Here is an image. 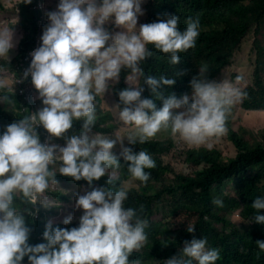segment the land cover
<instances>
[{
  "label": "clouds",
  "instance_id": "clouds-1",
  "mask_svg": "<svg viewBox=\"0 0 264 264\" xmlns=\"http://www.w3.org/2000/svg\"><path fill=\"white\" fill-rule=\"evenodd\" d=\"M31 3V0H26ZM144 0H59L57 9L47 12L49 23L43 29L45 5L42 10L36 44L20 60L21 76L4 78L13 92L23 93L33 88L38 91L43 107L35 114L6 126L0 132V264H139L130 260L133 252L147 242V219L137 210L125 207L126 187H92L93 182L105 176L110 168H119L122 157L128 162L131 177L146 183L155 161L143 150L134 152L123 139L102 133L92 134L95 125L94 101L108 91L111 82L119 81L122 70H130L133 78L144 77L141 63L153 55L149 45L168 56L171 64L180 61V54L195 47L200 21L189 17L186 28L180 30L179 18L165 14L164 18L140 24L144 15ZM111 23L120 31H109ZM21 37L13 38V29L0 30V59H13V48ZM41 39V45H40ZM11 50V54H10ZM241 70L245 66H237ZM208 66L199 67L197 76L190 80L191 97L174 94L163 98L157 108L150 98H142L140 86L125 88L118 93L124 105L119 118L135 131L128 135V145L143 144L162 130L181 138L192 147H199L212 137L227 134V118L233 106L247 97V92L207 77ZM144 83L157 97L158 89L175 84L174 78L148 76ZM23 87V88H21ZM10 102L0 97V104ZM179 110V111H177ZM82 120L79 135L65 136L73 121ZM41 125L51 137H63V146L41 142L36 131ZM120 144L119 156L113 152ZM211 145H209L210 147ZM59 162L58 172L76 181H87L91 191L76 198L75 208L82 209L77 227L53 228L49 221L43 232L45 242L28 243L31 228L26 215L36 213L20 209L14 203L17 192L24 203L48 207L44 195L50 184H56L57 170L50 168ZM106 183H112L108 176ZM38 201V202H37ZM211 203L223 207V200L213 198ZM254 221L264 224V196L254 199ZM72 215L62 221L72 223ZM103 229V231H102ZM194 227L187 232L193 233ZM167 246V243H162ZM264 251V241L257 240ZM220 251L207 246L206 238L184 241L182 250L162 264H216Z\"/></svg>",
  "mask_w": 264,
  "mask_h": 264
},
{
  "label": "trees",
  "instance_id": "trees-1",
  "mask_svg": "<svg viewBox=\"0 0 264 264\" xmlns=\"http://www.w3.org/2000/svg\"><path fill=\"white\" fill-rule=\"evenodd\" d=\"M37 1L45 5L44 29L49 23L46 13L56 10L59 0H31V3L12 0L17 6L15 16L3 20L0 16V30L13 29V38L21 37L18 45L13 48L16 50L13 59H0V97L7 96L10 101L0 104V132L7 125L35 114L43 107L35 88L30 93L27 90V94L24 92L21 96L4 83V78H19L22 67L20 60L32 46L40 47L35 42L40 38L37 33L42 13L36 7ZM142 8L144 15L138 18L137 28L140 24L162 19L167 14L177 16L178 27L184 30L185 21L191 17L200 21L199 36L195 47L181 53L179 63L174 65L169 62L166 54L149 45L153 55L140 65L144 77L133 78L130 70H122L119 81L111 82L108 91L96 97V121L92 134L98 132L111 138L123 139L125 146L132 147L134 152L146 151L156 166L146 169L151 175L146 183H142L131 177L127 171L128 162L121 157V166L110 168L105 176L93 182L92 187L102 183V187H109L114 191L126 187L128 198L124 202L125 207L136 209L142 219L148 220L149 226L145 229L147 242L139 252L131 254L130 260H138L139 264H162L182 250L184 241L203 237L207 240V246L220 251V259L216 264H264V251L256 245L257 240L264 241V224L254 221L256 210L251 207L255 198L264 196V131H260L254 136V141L249 143L240 130L235 128L233 120V113L237 109L244 113L264 112V55L254 49L255 54L260 57L242 70L232 65L231 60L246 36L252 31L257 35L264 28V0H144ZM105 26L109 31L121 30L111 23ZM205 64L208 66L207 77L210 80L225 81L233 87L236 86L233 78L247 77L248 80V85L242 89L247 92V97L236 103L228 114L227 134L214 137L218 142H227L234 149L235 156L224 162L221 157L223 149L204 145L192 147L178 136L170 134L168 137L176 138L181 151L187 153L186 161L194 170L189 175L178 174L172 181L163 182L164 173L168 169L162 165V156L167 150L160 139L164 134L159 132L143 144L128 145L126 137L135 128L125 125L119 118V111L124 105L120 103L118 93L125 88L140 86L144 89L142 98L152 99L157 108H160L163 98L169 95L174 94L179 98L187 94L191 97L190 80L198 75L199 67ZM148 76L174 78L175 84L159 88L162 98H157L144 83ZM33 92L37 96L35 100L30 99ZM102 103L107 105V109L101 106ZM36 107L39 109L34 111ZM82 125V120L73 121V127L65 136L79 135ZM118 126L125 128L120 137L116 135L120 129ZM36 131L42 143L66 142L63 137H51L41 125L37 126ZM113 150L119 156L120 144L117 143ZM58 167L59 162L50 165V168L57 170V183L52 185L58 186L59 191L50 193L46 190L44 194L49 198H56L55 204L35 209L31 203H24L21 193L17 192L14 196V203L20 209L28 208L37 213L36 222H31L30 216L26 215V224L31 228L28 243L32 245L45 242L43 232L49 221L53 228L77 227V219L83 210H64L63 207L76 202L79 195L92 190L83 179L76 181L72 177L61 175ZM108 176L112 178V183H106ZM157 183L162 184L161 188L156 187ZM225 183L230 185L232 197L224 193ZM216 197L223 200V207L219 208L211 203ZM157 212L162 219L152 220L151 215ZM234 212H238L236 215L239 221L230 224L226 216ZM72 213V223L64 225L63 219ZM189 213L193 214L195 231L173 232L169 221L180 219L182 215ZM260 214L264 215V210H260ZM165 242L167 246L162 244ZM25 262L28 263L27 257L22 261Z\"/></svg>",
  "mask_w": 264,
  "mask_h": 264
},
{
  "label": "rangeland",
  "instance_id": "rangeland-1",
  "mask_svg": "<svg viewBox=\"0 0 264 264\" xmlns=\"http://www.w3.org/2000/svg\"><path fill=\"white\" fill-rule=\"evenodd\" d=\"M16 8L17 6L14 4V2H12V0H0V16L2 17V20L5 18H13L15 16ZM254 49L258 50L260 54L264 55V28L257 35H255L254 31H252V33H250L248 36L245 37L239 49L233 54V57L231 59L232 65L234 66L243 65L245 67H248L250 62L255 61V59L260 57L255 54ZM233 84L236 85L235 87L240 88L242 90L245 85H248L247 77L233 78ZM36 98L37 96L33 92L30 99L35 100ZM101 106L107 109V105H104L102 103ZM38 109L39 108L36 107L34 111ZM233 120H234L235 128L237 130H240L241 134L245 136L246 140L249 143H252L254 141L255 135H257L260 131H264V112L244 113V112H241L239 109H237L233 113ZM116 121H119V120H116ZM118 127L120 129L117 131L116 135L120 137V135L122 134V131L125 128H123L122 126H118ZM161 133L164 135H162L160 139L161 141L165 143V147L167 149L166 154L162 156V159H163L162 165L168 168L166 172L164 173L165 176H164L163 182L172 181L174 176L178 174H182V175L191 174L194 170V167L186 161L187 153L185 151H181V147L179 145L178 140L176 138L168 137V135L171 134L170 130L168 131L162 130ZM57 144L63 146L65 142H61ZM209 145L211 146L209 147ZM204 146L209 147V148L216 146L217 149H223V152L221 153V157L224 162L227 159L233 158L235 156L234 149L227 142L225 141L218 142L214 137L209 138V140L206 142V144H204ZM102 185L103 183L100 185H96L95 187H102ZM161 185L160 183H157L156 187L159 189L161 188ZM59 189L60 188H58V186L50 184L47 190L50 193H55L59 191ZM223 191L229 197L233 196V193L230 189L229 184L225 183V185L223 186ZM47 200L51 202L50 204H55V202L57 201L56 198H49V197H47ZM34 206H35V209L40 208L41 204L36 203ZM63 209L64 210L75 209V202L71 203L67 207L64 206ZM236 214H238V212H234L231 215L226 216L230 224L239 221L238 216ZM71 215L74 218V213H72ZM81 215L82 213H80V216ZM30 218H31V222H36L37 213L34 216H30ZM151 219L159 221L162 219V216L160 213L157 212L156 214L151 215ZM76 223L77 224L79 223V219H77ZM169 224L171 225V228H172L171 230L173 232L185 231L187 230L188 227H193V224H194L193 214L189 213V214L182 215L180 219L169 221ZM22 264H28V263L25 262Z\"/></svg>",
  "mask_w": 264,
  "mask_h": 264
}]
</instances>
